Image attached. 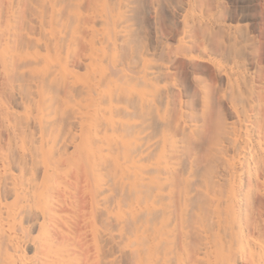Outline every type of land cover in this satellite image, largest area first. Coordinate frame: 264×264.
Here are the masks:
<instances>
[{
    "label": "bare ground",
    "instance_id": "obj_1",
    "mask_svg": "<svg viewBox=\"0 0 264 264\" xmlns=\"http://www.w3.org/2000/svg\"><path fill=\"white\" fill-rule=\"evenodd\" d=\"M0 264H264V0H0Z\"/></svg>",
    "mask_w": 264,
    "mask_h": 264
}]
</instances>
